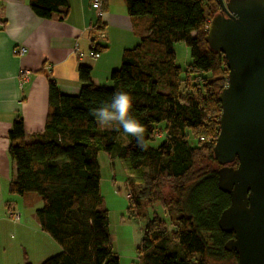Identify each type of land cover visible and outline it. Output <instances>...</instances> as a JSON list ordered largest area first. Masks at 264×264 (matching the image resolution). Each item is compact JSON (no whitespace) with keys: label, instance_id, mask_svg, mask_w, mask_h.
<instances>
[{"label":"trees","instance_id":"obj_1","mask_svg":"<svg viewBox=\"0 0 264 264\" xmlns=\"http://www.w3.org/2000/svg\"><path fill=\"white\" fill-rule=\"evenodd\" d=\"M123 2L139 42L123 51L121 67L110 74L111 86L93 84L87 66L79 68L82 87L77 95L61 93L49 80L44 132L28 142L19 118L8 133L15 163L9 192L40 198L35 218L62 248L40 264H120L109 213L102 207L98 154L112 156L123 131L101 130L90 115L92 107L110 102L117 89L133 98L131 114L145 127L148 141L164 126L158 147L142 151L133 138L116 153L128 175V199L158 204L170 214V223L155 215L146 224L138 247L144 264H237V253L225 249L234 235L219 227L231 199L219 188L221 165L214 157L222 114L218 95L228 84L229 70L224 54L205 40L220 3ZM30 6L44 19L64 20L69 12L68 0H30ZM103 29L98 22L92 32ZM179 42L191 51L186 68L176 64ZM92 47L105 49L94 40Z\"/></svg>","mask_w":264,"mask_h":264},{"label":"crops","instance_id":"obj_2","mask_svg":"<svg viewBox=\"0 0 264 264\" xmlns=\"http://www.w3.org/2000/svg\"><path fill=\"white\" fill-rule=\"evenodd\" d=\"M68 1L67 17L58 20L36 15L30 0H0V233L17 229L24 239L30 237L39 246L32 264H40L62 248L35 218L41 200L34 194L9 192L15 174L9 130L20 118L27 141H33L45 130L49 80L61 93L77 95L82 87L79 68L87 66L92 83L105 87L111 83V72L121 67L123 51L139 42L123 0H102L100 12L91 7V0ZM98 22L104 29L93 33L89 26ZM93 40L105 47L98 57L91 54ZM21 47L27 49L24 55L17 53ZM24 70L30 71L27 81L21 79ZM12 212L21 215L19 221L12 219Z\"/></svg>","mask_w":264,"mask_h":264},{"label":"water","instance_id":"obj_3","mask_svg":"<svg viewBox=\"0 0 264 264\" xmlns=\"http://www.w3.org/2000/svg\"><path fill=\"white\" fill-rule=\"evenodd\" d=\"M218 2L205 40L224 54L229 70L218 95L214 157L219 188L231 202L219 227L234 235L225 249L237 253V264H264V0Z\"/></svg>","mask_w":264,"mask_h":264},{"label":"rangeland","instance_id":"obj_4","mask_svg":"<svg viewBox=\"0 0 264 264\" xmlns=\"http://www.w3.org/2000/svg\"><path fill=\"white\" fill-rule=\"evenodd\" d=\"M175 50L176 64L186 68L192 62L190 48L184 42H179L176 43ZM189 78L192 81L193 76H189ZM110 86L111 83L105 87ZM163 128V125L156 128L155 137L149 141L151 146L158 147L164 141ZM133 138L121 132L117 137L112 156L104 151L98 154L101 169L102 207L109 213L112 246L119 257L120 264H144L142 255L138 253V247L141 245L146 224L150 219L157 215L170 223L169 212L160 205H149L146 202L137 204L135 200L128 199L130 193L128 175L121 161L116 157V153L120 148L130 143ZM34 195L38 197L36 194ZM13 201L17 202L15 199ZM169 229H172L171 226ZM7 231L0 233V264L31 262L34 258L32 254L39 246L30 242V237L24 239L17 229H8Z\"/></svg>","mask_w":264,"mask_h":264},{"label":"clouds","instance_id":"obj_5","mask_svg":"<svg viewBox=\"0 0 264 264\" xmlns=\"http://www.w3.org/2000/svg\"><path fill=\"white\" fill-rule=\"evenodd\" d=\"M133 98L125 91L117 89L111 101L99 107H92L93 116L101 130L115 128L135 138L137 147L147 151L151 146L145 138L146 129L132 114Z\"/></svg>","mask_w":264,"mask_h":264},{"label":"built area","instance_id":"obj_6","mask_svg":"<svg viewBox=\"0 0 264 264\" xmlns=\"http://www.w3.org/2000/svg\"><path fill=\"white\" fill-rule=\"evenodd\" d=\"M91 7L100 12L101 9H102V0H91ZM96 25L97 24L95 23V24L90 25L89 27L91 29H93L94 27H96ZM100 35H102V33H100ZM26 52H27V49L25 47H21L17 51V53L19 55H24ZM91 54H92L93 57H98L100 53H99V51H92ZM29 76H30V71L29 70H24L22 75H21V79L23 81H27V80H29ZM20 216L21 215L18 212H12L11 213V217L15 221H19Z\"/></svg>","mask_w":264,"mask_h":264}]
</instances>
